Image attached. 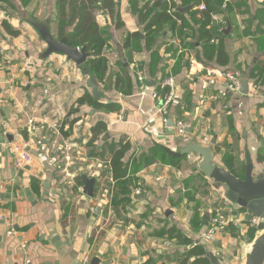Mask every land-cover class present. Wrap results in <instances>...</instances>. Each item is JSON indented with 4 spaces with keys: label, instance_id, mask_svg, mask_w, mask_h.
I'll return each mask as SVG.
<instances>
[{
    "label": "crops",
    "instance_id": "obj_1",
    "mask_svg": "<svg viewBox=\"0 0 264 264\" xmlns=\"http://www.w3.org/2000/svg\"><path fill=\"white\" fill-rule=\"evenodd\" d=\"M115 2L122 24L118 30L101 14L96 16L99 27L111 34L102 51L107 72L102 81L92 75L102 94L97 101L85 74L91 57L82 66L58 54L40 59L46 46L27 19L48 20L51 34L60 39L56 0L44 19L35 14L33 3L26 7L28 18L0 20V264H90L95 258L99 264H180L196 247L210 248L223 264H238L237 239L249 243L256 225L231 224L227 235L209 238L212 209L227 203L200 174L194 158L171 157L161 146L172 152L191 142L210 147L214 160L239 178L248 149L264 172V81L251 79L255 68L264 65V25L259 29L255 19L264 14V0H241L240 7L239 0H223L220 13L211 14L209 29L224 37L225 67L205 61L200 44L181 41L182 22L174 13L185 7L171 9V22L163 25L149 50L143 35L135 48L124 49L126 37L144 26L128 0ZM200 5L193 11L203 12ZM214 15L221 21H212ZM3 21L20 35L12 37ZM227 22L231 30L225 35ZM25 37L33 43L25 44ZM218 44V39L210 40V45ZM154 51L159 60L152 63ZM134 62L147 92L158 90L170 74L175 77L178 101L169 107L167 128L150 93L136 95ZM221 74L246 80L247 94L227 89ZM119 79L123 84L116 87ZM130 89L131 95L123 94ZM85 96L101 107L78 104ZM109 106L117 111H108ZM98 124L105 130L93 131ZM178 124L184 136L177 134ZM124 143L129 145L120 161L125 176L115 180L112 158ZM236 146L240 151H232ZM15 147L32 156L23 170L13 164ZM154 147L162 152L145 166ZM162 153L179 159L178 166L164 161ZM141 156L143 166L137 169ZM81 171L97 178L92 197L82 192ZM234 210L230 217L243 218Z\"/></svg>",
    "mask_w": 264,
    "mask_h": 264
},
{
    "label": "trees",
    "instance_id": "obj_2",
    "mask_svg": "<svg viewBox=\"0 0 264 264\" xmlns=\"http://www.w3.org/2000/svg\"><path fill=\"white\" fill-rule=\"evenodd\" d=\"M8 0H0V2H7ZM28 0H21L26 4ZM129 6L137 14L138 20L143 24L144 29L142 32H134L129 34L124 41V49L130 47L135 48L141 41L140 35H143L145 48L150 49L155 42V38L159 36V32L165 23L171 22V17L167 13L168 5L165 2L153 0L154 3L150 6L152 0H128ZM223 0H169L170 8L185 7V12L177 10L174 16L182 22V28L178 30L180 39L187 46H194L195 43L201 45V50L204 56V60L211 62L215 60L216 64L221 67L227 65V56L224 50V37L220 32H216L213 29H209L210 16L211 14H219V8ZM237 6H241V0H239ZM243 2V0H242ZM204 4L205 10L197 13L193 11L196 5ZM57 4V35L62 38L65 32L70 30L67 36V45L74 48H81L86 46V51L90 53L91 59L85 64V67L99 81H102L103 77L107 72V60L102 56L103 47L109 40H111V34L109 28H101L96 22L97 14H101L105 17V20H109L113 24L115 30L121 27V20L118 11V4L115 0H56ZM231 7L228 5V12ZM18 16V15H17ZM13 16V17H17ZM257 18V19H256ZM258 20V28L261 29L260 25H264V14L261 17H255ZM2 28L7 31L12 37H18L20 35L19 30H13L10 28L6 21L2 22ZM187 32V33H184ZM190 32V34L188 33ZM223 37V38H222ZM216 38L219 40L218 46L210 45V40ZM156 52L151 53L152 63L158 62ZM256 71V75L254 72ZM255 71L251 74V79H254L256 83L264 81V65L256 67ZM126 80V79H125ZM127 88H131L130 78H127ZM122 82L116 80L115 86H120ZM123 84V83H122ZM123 92V91H122ZM132 89L127 92H123L125 95H131ZM87 103L93 108H100L98 103L93 102L91 97L85 96L79 99L78 104ZM110 112H116L115 107L109 106L106 108ZM104 124H98L93 131H104ZM129 151L128 143L122 144L119 151H117L112 158V166L117 175H114L115 180L123 178L125 175V168L120 162L125 154ZM162 152L159 148L154 147L150 151L151 158L146 160L148 166L154 163V157L156 153ZM164 161L170 162L173 166L177 165L179 161L176 159H170L162 153ZM142 156L138 159L136 165L137 169L142 165ZM144 161V160H143ZM231 172V171H230ZM124 186V184H121ZM124 199L122 202H125ZM120 202V203H122ZM196 257V260L189 262L191 257ZM180 264H207L203 258V250L201 247H196L190 251L181 261Z\"/></svg>",
    "mask_w": 264,
    "mask_h": 264
},
{
    "label": "water",
    "instance_id": "obj_3",
    "mask_svg": "<svg viewBox=\"0 0 264 264\" xmlns=\"http://www.w3.org/2000/svg\"><path fill=\"white\" fill-rule=\"evenodd\" d=\"M180 11L184 12L186 8ZM27 22L38 33L41 41L46 46L45 51L40 56L41 60L52 54H58L65 56L67 60L73 62L76 66H82L91 57L90 53L86 51V46L78 49L67 45V35L55 39L51 34L48 20L38 22L28 18ZM230 30L231 26L227 22V26L222 32L228 35ZM123 62L124 60H122ZM85 74L88 76L87 86L91 89V94L97 101L102 94L96 87L91 73L86 70ZM239 93L242 95L247 94L246 80H239ZM161 148L171 157L189 156L194 158L200 174L219 191V195L223 200L235 209L234 215L246 214L248 217L258 219L256 232L249 243L243 242L240 238L237 239L236 244L240 248L238 264H264V172L256 166L250 151L248 149L244 150L243 177L239 178L214 160V153L210 147L191 142L176 152H172L164 146H161ZM80 177L83 182V194L92 197L97 180L96 176L87 177L81 171ZM134 197L138 198V196ZM205 219L208 220L207 217ZM203 250L205 252L204 258L209 264H223L210 248L204 247ZM90 264H99V262L95 258Z\"/></svg>",
    "mask_w": 264,
    "mask_h": 264
},
{
    "label": "built area",
    "instance_id": "obj_4",
    "mask_svg": "<svg viewBox=\"0 0 264 264\" xmlns=\"http://www.w3.org/2000/svg\"><path fill=\"white\" fill-rule=\"evenodd\" d=\"M157 1H162L167 3L169 6L168 8V14H171V8H170V2L169 0H157ZM154 2H151V5ZM150 5V6H151ZM200 11H204L205 7L204 5H200L198 7ZM212 21H217L220 22L221 20L218 19L215 15L212 16ZM178 25H181V22L178 20L177 21ZM178 40H174V43H177ZM4 52V49L0 47V55H2ZM183 50H179V53H182ZM193 62V61H192ZM192 62L190 63V66H192ZM132 71L135 73V79L137 83V93L136 95L143 97L146 96L148 93H150L151 99L155 102V111L157 114H160L162 119H161V124L167 128L169 124V117H168V110L169 107L173 104H175L178 100V96L176 93V80L173 75H169L165 79H163L159 83V89L154 90L151 92H147L148 86L146 85V80L144 76L140 73L138 64L134 62L132 65ZM212 75H215V73H211ZM224 79L228 80V86L226 87L227 89H235L236 91L239 90V82L227 74H221ZM253 90H256L257 87L253 86ZM176 132L178 135L184 136L185 135V130L184 127L180 124L177 125L176 127ZM69 149V148H68ZM15 153L16 157L14 160V166L15 168L19 170H23L27 165H29L32 161V156L30 153L25 150L24 148H19L15 147ZM225 207H228L232 209L229 205H218L212 209V214L209 218L208 222V237L209 238H215L219 235H227L229 233V226L231 224H245L248 223L249 225H257L258 219L254 217H248L246 214H242L243 218H232L230 216H226L225 214ZM2 220V216L0 215V221Z\"/></svg>",
    "mask_w": 264,
    "mask_h": 264
},
{
    "label": "rangeland",
    "instance_id": "obj_5",
    "mask_svg": "<svg viewBox=\"0 0 264 264\" xmlns=\"http://www.w3.org/2000/svg\"><path fill=\"white\" fill-rule=\"evenodd\" d=\"M34 1H36L34 3ZM34 3V4H33ZM32 5V8L35 6L36 11L35 14L40 17V19H44V17L50 16V11L53 6V0H28L26 4L24 2H21V0H8L7 2H0V20H10L13 18V16L21 15L22 18H28L30 12V8L27 10V5ZM32 14V12H31ZM1 22V21H0ZM100 22V21H99ZM15 26H17L18 21L15 22ZM22 26L27 27L26 22H21ZM101 23V22H100ZM20 24V23H19ZM28 42H31L29 38L25 37L23 42L27 44ZM33 43V42H31ZM232 151H240L239 147L236 146L235 150ZM223 203V202H222ZM218 202L216 205L222 204ZM232 209L225 207V214L226 216H230Z\"/></svg>",
    "mask_w": 264,
    "mask_h": 264
}]
</instances>
